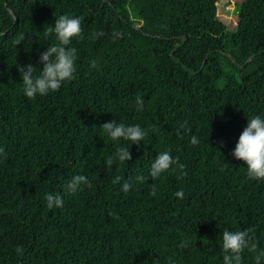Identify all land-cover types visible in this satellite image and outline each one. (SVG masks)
<instances>
[{
	"label": "trees",
	"instance_id": "obj_1",
	"mask_svg": "<svg viewBox=\"0 0 264 264\" xmlns=\"http://www.w3.org/2000/svg\"><path fill=\"white\" fill-rule=\"evenodd\" d=\"M221 2L0 0V264H222L225 228L247 229L264 247V181L231 156L247 116L264 115V0L237 3L232 29ZM63 13L82 21L74 78L27 98L13 64L42 66L39 52L55 39L41 32ZM95 32L103 35L89 38ZM19 33L24 46L13 48ZM113 119L148 135L122 142L131 159L109 170L117 144L99 126ZM185 121L190 132L179 127ZM163 150L183 168L152 180ZM75 174L91 186L68 193ZM46 192L63 206L48 209ZM242 256L256 264L255 253Z\"/></svg>",
	"mask_w": 264,
	"mask_h": 264
},
{
	"label": "clouds",
	"instance_id": "obj_2",
	"mask_svg": "<svg viewBox=\"0 0 264 264\" xmlns=\"http://www.w3.org/2000/svg\"><path fill=\"white\" fill-rule=\"evenodd\" d=\"M43 29L41 32L45 38L50 35L54 36L55 43L48 45L43 51L39 52V65L32 63L18 64L17 58L13 65H16L20 74L22 92L27 98H36L55 92L61 86L71 81L76 73V60L78 50L72 46L73 39H84L81 17L63 13L55 15L54 24ZM26 33H19L11 39V47L19 48L24 46ZM102 32L92 33L89 38L95 39L102 36ZM39 38V37H38ZM29 39H31L29 37ZM28 40V39H27ZM40 41V39H39ZM41 42V41H40ZM31 46V44H30ZM96 61H90V67H95ZM38 69V71H37ZM3 72H0V76ZM145 106L144 98L141 95L135 97V107L137 111H142ZM103 133L112 142L117 144L115 151L107 155L104 160L105 167L112 169L113 165L119 166L131 159L130 148L123 146L122 142L138 144L145 140L148 130L141 124H126L117 122L115 119L105 122L99 126ZM179 127L190 132L187 122L180 123ZM198 138L196 135L191 136V143L196 144ZM3 149L0 148V154ZM231 156L237 160L246 163L245 174L249 179L264 181V115L247 116V124L240 133L235 147L231 150ZM173 166L183 168L178 159L174 157L169 150L158 152L150 164L148 178L156 180L166 173ZM137 181L144 180V176H137ZM120 176L113 178V183H119ZM85 186H91V181L84 174L73 175L66 183L65 190L68 193H76ZM133 184L129 180H124L120 184L122 191L127 192ZM177 197L183 196V190H177L174 193ZM44 201L48 209L59 208L63 206V198L58 192H46ZM187 246V241H181L180 247ZM219 246L222 250V264H243L242 254L247 250L255 253L256 264H264V247L258 246L257 243L249 236L247 229L229 230L223 229L219 234ZM151 264H159V258L152 259ZM168 264H176V260L169 258Z\"/></svg>",
	"mask_w": 264,
	"mask_h": 264
},
{
	"label": "rangeland",
	"instance_id": "obj_3",
	"mask_svg": "<svg viewBox=\"0 0 264 264\" xmlns=\"http://www.w3.org/2000/svg\"><path fill=\"white\" fill-rule=\"evenodd\" d=\"M242 0H222L219 4V15L226 22L229 29L236 27L235 15L237 10H234L235 5ZM237 6V5H236Z\"/></svg>",
	"mask_w": 264,
	"mask_h": 264
}]
</instances>
